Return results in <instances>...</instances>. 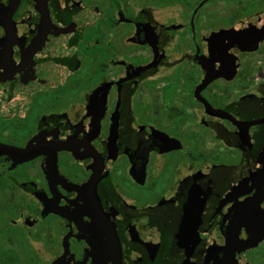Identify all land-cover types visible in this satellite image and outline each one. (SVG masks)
<instances>
[{"label":"flooded vegetation","instance_id":"1","mask_svg":"<svg viewBox=\"0 0 264 264\" xmlns=\"http://www.w3.org/2000/svg\"><path fill=\"white\" fill-rule=\"evenodd\" d=\"M259 21L0 0V264H264V40L208 41Z\"/></svg>","mask_w":264,"mask_h":264},{"label":"water","instance_id":"2","mask_svg":"<svg viewBox=\"0 0 264 264\" xmlns=\"http://www.w3.org/2000/svg\"><path fill=\"white\" fill-rule=\"evenodd\" d=\"M264 40V24L259 21V23L246 30L245 32H239L237 29H229L226 31H221L216 34H213L208 41L210 42H215V43H223V42H228L229 46L223 50L224 52H227V50L233 46L236 45L240 50L244 51L246 50L250 45H256L258 42ZM255 50V47L253 48ZM221 58L222 60L225 59V55H222ZM216 75L215 77H217ZM205 81L201 85V88L204 87Z\"/></svg>","mask_w":264,"mask_h":264},{"label":"rangeland","instance_id":"3","mask_svg":"<svg viewBox=\"0 0 264 264\" xmlns=\"http://www.w3.org/2000/svg\"><path fill=\"white\" fill-rule=\"evenodd\" d=\"M251 21V19L249 18V17H245L244 19H242L241 21H239V22H237L236 23V27L237 28H239V29H241L243 26H246L249 22ZM156 192H153V193H151V195L152 194H155ZM16 240H15V242H16V245L17 246H15V251H17V253L18 252H20L19 251V246H18V238H15ZM21 253V252H20ZM22 260H20L19 259V261H21V262H23V258H21Z\"/></svg>","mask_w":264,"mask_h":264}]
</instances>
